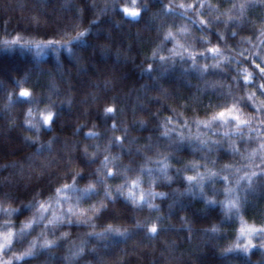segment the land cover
<instances>
[{
  "label": "snow or ice",
  "instance_id": "obj_1",
  "mask_svg": "<svg viewBox=\"0 0 264 264\" xmlns=\"http://www.w3.org/2000/svg\"><path fill=\"white\" fill-rule=\"evenodd\" d=\"M158 3L161 5L158 13H153L146 21V30L155 29L158 43L148 57L150 63L147 67H142L141 72L154 81L151 88L158 90L159 96L148 99L147 103H160L169 99L168 90L157 82L179 67L182 75H195L203 81L204 87H197L196 92L186 98L182 107L187 110L191 105L194 109H200L204 111V117L197 115L187 118L176 108H170L172 114L161 118V108H157L149 116L154 121L150 131L158 132V135L155 140L150 135L148 144L133 149L132 144L136 138L129 136V126L125 124L119 127L114 120L117 112H122L125 108L119 107V98L112 96L101 116L107 131H120L121 135L109 136L103 146L100 143L85 144L79 170H72L76 159L67 151L65 144V171H48L59 159L53 157L41 164L39 172L33 169L29 173L27 184L19 181L13 183L9 178L0 181V195L4 197L0 201V216L7 217L0 223V264H26L27 260H39L45 254L48 259L52 258L55 255L52 249L60 247V242L69 236L67 232H61L57 236V231L74 224L78 227H90L92 231L85 233L86 239L79 245L70 247L67 254L61 257L64 264H77L86 254L95 255L97 248L87 247L93 239L104 248L109 246V241L126 242L138 232H142L146 239H154L161 231L167 230L163 225L162 215L154 219L150 216L143 220L137 219L131 227H120L114 222L128 219L129 211L140 212L147 209L150 213L159 212L160 205L155 200L166 199L169 194L156 191V187L161 181L171 184L177 178L185 183L178 196L198 197L206 208H219L226 220L239 221V226L235 229V242L223 249L221 255L248 257L251 252L258 250L261 252L258 264H264V224L249 223L244 217L249 197L257 191L264 192V18L260 20L261 27L257 28L255 21H250L247 15L250 8L258 4L264 5V0H233L224 13L219 12V5H213L208 0H192L191 3L169 0L167 4L158 0ZM150 6L152 0H110L99 8L96 18L89 21V26L77 31L75 35L68 36V31L77 27L75 23L58 28V34L68 36L67 39H25L23 35L17 34L11 39L0 40V49H21L34 53L35 56L50 52L59 57L68 53L78 61L80 57L76 46L90 35L100 17L119 14L123 22L139 23ZM65 7L71 9V0H66ZM91 7L96 9L95 4ZM206 10L209 13L207 18L204 16ZM83 11V8L79 9L80 13ZM212 12L218 14L213 16L210 14ZM161 15L165 18L178 16L188 23L177 25L175 20L168 22L165 19L157 24L156 20ZM47 23V20L42 22L39 13L29 19V25L37 29ZM56 23L59 25L62 21ZM219 24L224 25L223 31L214 30L213 26ZM246 25L252 26L251 35L241 37L236 46L231 45L229 40L235 39ZM193 28L202 35L193 36ZM229 28L232 29L230 32ZM213 36L216 43H213ZM169 44L171 47H168ZM201 60L205 62L200 63ZM153 72L157 73L155 77L152 76ZM208 76L220 79L208 80ZM10 80L12 90L7 92L3 107L0 108V117L7 119L9 128L22 127L33 133L24 137V142L34 148L31 155L25 157L31 169L35 158L44 156L45 153L51 156L54 152L53 145L57 138L52 137L46 143L41 142L40 138L46 131H52L60 119V106L52 99L57 93L55 85L49 86L47 94L42 89L38 91L39 85L29 73ZM225 80L229 82L225 83ZM110 83L111 81H105V87ZM142 87L146 96L149 86ZM4 90L5 80H0V92ZM202 97H207V103ZM98 99L99 96H93L94 101ZM141 99L137 97L138 101ZM63 104L70 106L72 98L62 101L61 105ZM17 107L23 111L24 116L19 125L11 115ZM163 107L166 106L162 105ZM137 109L148 111L145 103H138L132 111ZM109 119H113L110 126L107 125ZM148 123L145 120L133 121V125H139L140 129L147 128ZM83 127L84 124L77 125L73 134L78 135ZM83 135L84 139L99 140L104 133L89 131ZM162 142H167L163 147L169 151L160 152ZM114 147L120 151L113 153ZM77 148L78 143L71 151H76ZM185 148L193 156L200 154V159H192L181 167H175L172 161L177 160L176 153ZM153 151L154 157L147 155ZM213 153L217 155L213 156ZM223 154L232 159L217 167ZM101 155L103 159H100ZM124 157H127V163L122 162ZM93 164L97 166L89 170ZM188 172L193 174L187 175ZM23 173L24 166L21 165V177ZM115 179H119L120 183L113 187L109 181ZM82 180H87L84 187L79 186ZM144 184L148 187L145 188ZM217 184H222L223 187H217ZM5 188L14 189L15 197L4 191ZM29 192L31 198L26 203H21L18 207L6 205L5 201L20 199ZM220 196L223 198L220 199ZM93 197L99 199L87 203ZM177 203L178 200H173L169 208ZM29 211L31 216L20 221L17 227L16 218ZM181 219L185 220L186 217ZM98 220L113 222L106 223L100 231H96ZM37 228L40 231L32 236ZM210 231L215 233L219 228L213 225ZM121 251L122 257L118 264H126L125 257L130 253L127 249ZM135 251L134 248L132 253ZM102 260L103 257L101 262ZM246 264H250V261Z\"/></svg>",
  "mask_w": 264,
  "mask_h": 264
},
{
  "label": "trees",
  "instance_id": "obj_2",
  "mask_svg": "<svg viewBox=\"0 0 264 264\" xmlns=\"http://www.w3.org/2000/svg\"><path fill=\"white\" fill-rule=\"evenodd\" d=\"M109 2L110 0H71L72 7L69 10L65 7L66 0H0V40L11 39L17 34L23 35L25 39H67L68 36L75 35L77 31L88 27L89 21L96 18L99 8ZM180 2L181 0H175V3ZM183 2L191 3L192 0H183ZM208 2L219 5V12L224 13L230 8L233 0H208ZM167 3L169 0H163V4ZM93 4L96 5V9L91 7ZM160 7L158 0H152V6L139 23L123 22L119 14L100 17L90 35L76 46L80 57L78 61L68 53H63L59 57L50 52L35 56L34 53L21 49H0V80H5V90L0 92V108L3 107L7 92L12 90L10 78H19L25 73H29L32 80L37 81L38 91L42 89L47 94L49 86L55 85L57 94L52 99L60 106L61 113L53 130L46 131L40 138L41 142L46 143L50 138L56 137V143L53 145L54 152L51 156L45 153L44 156L35 158L31 169L28 167L29 161L25 157L30 156L34 148L24 142V137L33 133L25 131L22 127L9 128L7 119L0 117V181L9 178L13 183L19 181L21 184H27L29 173L33 169L35 172H39L41 164L53 157H59V159L48 171L57 169L61 172L65 171L67 159L65 144H67V151L71 152V155L76 159L72 170H79V167L82 166L80 160L85 144L100 143L103 146L107 143L109 136L121 135L120 131L115 133L107 131L101 116L103 108L108 106L112 96L118 97L119 107L125 108L124 111L117 112L114 120L119 127H123L125 124L129 126V136L136 138L135 143L132 144L133 149L148 144L150 135L153 140L158 135V132L150 131L154 121H151L149 116V113L155 112L157 108H161V118L172 114L169 111L170 108H176L187 118L197 115L201 118L204 117L205 113L200 109H194L191 105L187 110L182 107L186 98L195 93L197 87L203 88L204 83L195 75H182L179 67L157 82L168 90L169 99L162 100L160 103H147L148 99L159 96V92L155 88H151L154 81L141 72V68L147 67V64L150 63L148 57L158 43L155 29L146 30V21L153 13H158ZM81 8L84 9L83 13L79 12ZM38 13L41 14L42 22L48 21L47 24H42L39 29L29 25V19ZM210 14L215 16L218 13ZM208 15L206 10L205 18ZM247 15L250 21H255V27H261L260 20L264 18V5L258 4L250 8ZM77 17L80 18L77 19ZM165 19L168 22L175 20L177 25L188 23L178 16L165 18L162 15L156 20V23L159 24L161 20ZM56 21H62V23L58 25ZM72 23H75L77 27L69 30L68 36L58 34V28ZM165 27H167V23H165ZM251 27V25H246L235 39L229 40V43L236 46L241 37L251 35ZM213 28L223 31L224 25H214ZM231 30V28L228 29L229 32ZM6 33H10V35H6ZM192 35L199 36L202 33L193 28ZM212 40L213 43H216L215 36L212 37ZM168 47H171V44ZM243 47H247V45H243ZM204 62L200 61V63ZM156 75V72L152 73L153 77ZM207 79L216 80L220 77L208 76ZM105 81H111L107 88ZM227 82L229 81L225 80V83ZM144 85L149 86L146 96L145 89L142 87ZM16 90L18 91V89ZM94 95L99 96V99L94 101ZM138 96L142 98L139 101L137 100ZM69 97L72 98V104L70 106L61 105V102L66 101ZM202 99L207 103V97H202ZM138 103H145L148 111L137 109L133 112V107ZM162 105L166 107L162 108ZM249 110L246 109V111ZM11 115L15 118L17 125L23 122V111L19 107L14 109ZM139 120L149 121L147 128L140 129L139 125H133V121ZM112 123L113 119L107 120V125L110 126ZM79 124H84L85 127L78 135H74ZM89 131H102L104 135L99 140L84 139L83 134ZM77 143V150L71 151ZM164 143L167 142L161 143L159 149L161 153L169 151L163 147ZM125 147H127V141H125ZM118 151L120 149L117 147L112 149L113 153ZM147 155L154 157L155 151L148 152ZM212 155L215 156L217 153ZM176 158L179 163L177 160L172 163L175 167H181L189 160H199L200 154L193 156L190 150L185 148L176 153ZM100 159H103V155ZM231 159L227 154H223L217 167L220 164L228 163ZM122 162L127 163V157H124ZM97 164L91 165L89 170L95 169ZM4 165L10 166L4 168ZM21 165L24 166L23 177L20 175ZM186 174L192 175L193 173ZM63 182L61 181V183ZM86 183L87 180H82L79 186L84 187ZM216 186L223 187L222 184ZM184 187L185 183L180 178L175 179L171 184L160 183L156 190L169 195L166 199L157 198L155 200V203L160 205L159 212L152 211L150 213L147 209L140 212L129 211L128 219L114 222L120 227H131L137 219L143 220L146 216L154 219L156 216L162 215L166 231H161L154 239H146L142 232H138L131 235L126 242L109 241L107 248L98 244L94 239L90 240L87 247L89 249L96 247L97 253L95 255L86 254L77 264H118L122 257V249H127L130 253L128 257H125L126 264H246L247 261H250V264H258L261 259V252L258 250L251 252L248 257L221 255L223 249L235 242V229L239 226V221L226 220L219 208H206L198 197L178 196ZM4 191H8L13 197L16 195L15 190L11 188H5ZM30 198L31 193L29 192L20 199L7 200L5 203L6 205L11 204L12 207H18ZM3 200L4 197L0 195V201ZM173 200H178V203L170 209L169 205ZM29 214L30 211L19 215L16 218V224L25 220ZM181 217H186V219L182 220ZM244 217L249 223L264 224V192L257 191L249 197ZM110 222L113 221L98 220L96 231H100L106 223ZM213 225H216L219 231L211 232L210 229ZM89 231H92L90 227H78L75 224L71 227L60 228L56 233L57 236L61 232H67L69 236L60 242V247L52 249L55 255L50 259L47 258V254L41 255L39 260L29 259L26 264H45L46 259L47 264H64L61 257L67 254L70 247L79 245L82 240L86 239L85 233ZM134 248L136 251L133 254ZM101 257H103L102 262Z\"/></svg>",
  "mask_w": 264,
  "mask_h": 264
},
{
  "label": "rangeland",
  "instance_id": "obj_3",
  "mask_svg": "<svg viewBox=\"0 0 264 264\" xmlns=\"http://www.w3.org/2000/svg\"><path fill=\"white\" fill-rule=\"evenodd\" d=\"M193 131H195L194 128H193ZM170 174H171V173H170ZM109 183L112 184L113 187H115L116 184H119V183H120V180H119V179L110 180ZM160 183H165V182L161 181ZM143 186H144L145 188L148 187L147 184H144ZM155 190H156V189H155ZM156 191H158V190H156ZM158 192H161V191H158ZM98 199H99V197H93L92 200L88 201L87 203H91L92 201H95V200H98ZM30 216H31V212H30V214H29V216H28L27 218H29ZM27 218H26V219H27ZM5 219H7V217L0 216V223H2ZM26 219H25V220H26ZM17 227H19V224H17ZM39 231H40V229L37 228L36 231L32 233V236H35L36 233L39 232ZM32 236H30L29 239H31ZM17 247H20V246L17 245Z\"/></svg>",
  "mask_w": 264,
  "mask_h": 264
}]
</instances>
